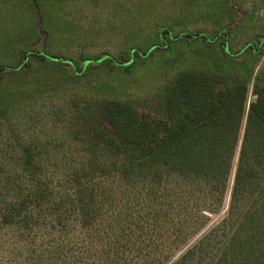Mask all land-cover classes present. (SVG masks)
Here are the masks:
<instances>
[{
    "label": "trees",
    "instance_id": "1",
    "mask_svg": "<svg viewBox=\"0 0 264 264\" xmlns=\"http://www.w3.org/2000/svg\"><path fill=\"white\" fill-rule=\"evenodd\" d=\"M13 1L29 15V42L39 40L37 22L39 32L51 38L57 29L60 37L59 24L55 32L43 25L51 19L43 12L44 0H0V5ZM160 30V41L149 51L134 49L129 59L120 61L111 54L84 59L85 68L48 54L44 47L35 51L26 46L17 66H0V81L37 70L34 58L46 69L55 66L46 80L56 85L59 65H69L75 76L86 77L89 70L105 66L130 70L136 61L163 55L186 38L205 40L217 49L219 36L172 35L167 26ZM223 51L226 58L214 53L203 66L180 68L145 99L143 110L118 98L83 104L77 123L81 142L94 149L93 154L61 183L40 168L32 147L22 144L23 182L14 186L13 197L1 209L2 225L18 228L35 246L46 232L50 238L44 253L49 259L76 249L74 264H165L221 209L235 169L227 218L174 264L194 261L206 239L223 246L212 264H264V84L259 77L256 100L247 104L262 52L251 47L233 52L227 40ZM43 79L39 77L38 86ZM59 79L64 80L62 74ZM66 83L65 76L62 84ZM8 95L0 97V105L9 101ZM220 232L224 241L219 240ZM64 258V264L71 263Z\"/></svg>",
    "mask_w": 264,
    "mask_h": 264
},
{
    "label": "rangeland",
    "instance_id": "2",
    "mask_svg": "<svg viewBox=\"0 0 264 264\" xmlns=\"http://www.w3.org/2000/svg\"><path fill=\"white\" fill-rule=\"evenodd\" d=\"M62 2L64 11L60 6ZM6 5L9 7L0 5L3 7L0 10V66L3 67L17 66L19 52L26 46H29L28 50L35 51L44 47L48 54L68 58L79 63L81 68L87 66L84 59L92 60L104 54H111L119 61L127 60L129 52L134 49L149 51L154 48L160 41L158 33L164 26L170 28L172 35L192 32L205 33L213 39L219 37L217 49L209 47L205 40L183 39L163 55L136 61L130 70L117 71L105 66L93 72L89 70L86 77H77L71 66L59 65L56 70L61 73L54 78L59 82L56 85L46 80L55 66L46 69L35 58L33 64L38 65L37 70H26L19 76L1 80L0 87L5 89L0 88V97L9 93V101L0 105V212L13 197L14 186L23 182L22 144L32 147L40 168L55 183H61L83 166L85 157L94 150L86 142H81L77 123L79 111L88 101L118 98L129 100L143 110L145 99L171 80L180 68L203 66L214 53L226 58L223 51L226 40L233 52H241L247 47L262 52L249 84L248 105L256 100L254 87L257 78L264 84L262 0H59L56 7L55 0H44L42 7H46L43 12H49L51 19L43 25L55 32L59 24L60 37L56 35L57 29L51 38L47 31L48 36L39 32L36 21L34 28L39 40L34 43L28 41L31 29L26 26L29 21L27 11L16 7L15 1ZM225 32L228 35H220ZM243 58L244 55L239 59ZM248 66L254 68L255 64L250 62ZM61 74L69 83L62 84ZM39 77L44 78L41 86H38ZM245 124L246 117L240 142ZM239 150L240 143L235 167ZM234 171L221 209L211 214L201 230L181 245L165 264H174L227 218ZM116 199L120 207L123 202L121 192ZM218 235L220 241L225 240L222 232ZM49 238L46 232L41 233L35 246L30 239L23 238L18 228L3 226L0 221V264H64V257L74 264L76 249L75 253L68 251L56 260L48 258L44 244ZM222 247L218 241L206 239L200 247V254L197 253L196 259L189 264H212L214 260L211 259L220 255Z\"/></svg>",
    "mask_w": 264,
    "mask_h": 264
},
{
    "label": "crops",
    "instance_id": "3",
    "mask_svg": "<svg viewBox=\"0 0 264 264\" xmlns=\"http://www.w3.org/2000/svg\"><path fill=\"white\" fill-rule=\"evenodd\" d=\"M66 3H67V2H66ZM59 5H60V3H59ZM57 6H58V5H57ZM60 6H62V7H63V6H64V2H62ZM60 6H59V7H60Z\"/></svg>",
    "mask_w": 264,
    "mask_h": 264
}]
</instances>
